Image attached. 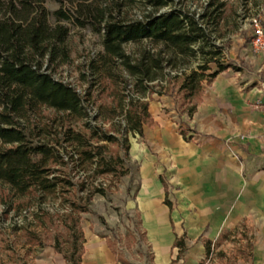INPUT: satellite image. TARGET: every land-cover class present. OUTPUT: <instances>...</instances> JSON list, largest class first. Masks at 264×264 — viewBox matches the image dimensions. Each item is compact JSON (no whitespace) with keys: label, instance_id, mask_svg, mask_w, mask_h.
Listing matches in <instances>:
<instances>
[{"label":"trees","instance_id":"16d2710c","mask_svg":"<svg viewBox=\"0 0 264 264\" xmlns=\"http://www.w3.org/2000/svg\"><path fill=\"white\" fill-rule=\"evenodd\" d=\"M52 1L57 6L48 12L44 0H0L1 212L6 218L12 209L31 207L30 221L9 225L11 239L0 225V252L10 264H26L28 247L43 245L65 264H81L80 214L93 194L115 188L128 172V135L155 122L152 93L171 94L177 114L191 115L216 73L236 69L222 58L226 0H203L198 10L191 0ZM132 6L138 15L129 12ZM66 22L100 35V48L73 65L74 82L54 75L70 60ZM188 130L177 124L183 139ZM158 177L170 208L167 183ZM240 224L214 240L202 237L204 256H226L216 247ZM104 236L117 261L136 264ZM16 242L25 247L21 256ZM172 246L178 258L184 233H174Z\"/></svg>","mask_w":264,"mask_h":264},{"label":"crops","instance_id":"0c3cea01","mask_svg":"<svg viewBox=\"0 0 264 264\" xmlns=\"http://www.w3.org/2000/svg\"><path fill=\"white\" fill-rule=\"evenodd\" d=\"M261 68L262 62L245 75L229 67L216 73L192 114H180L189 139L178 133L174 120L157 119L150 112L154 124L143 126L138 135L148 145L141 140L130 145L139 162L134 207L152 249L149 264H198L204 259L201 238L214 240L222 228L233 227L242 217L252 229V258L236 259V264H264V139L258 136L264 118ZM256 101L258 107L253 106ZM170 106L174 109L172 100ZM159 175L167 183L170 208L163 202ZM82 231L81 264H123L115 259L104 234L87 226ZM174 233H184L185 249L178 258L172 246ZM39 249L33 264H65L50 245ZM207 264H215L214 257Z\"/></svg>","mask_w":264,"mask_h":264},{"label":"rangeland","instance_id":"374dc122","mask_svg":"<svg viewBox=\"0 0 264 264\" xmlns=\"http://www.w3.org/2000/svg\"><path fill=\"white\" fill-rule=\"evenodd\" d=\"M201 1L203 0H191V6L198 10ZM226 4L227 27L222 58L225 62H231L235 65L236 69L229 67V71L240 70V73L243 72L245 75L254 70V67L260 66L262 62L260 54L258 55L250 45L251 28L249 26V17L258 11L262 22H264V0H258L257 6L253 5L252 0H226ZM44 5L48 12L57 6L52 0H44ZM129 12L133 15H138L139 8L132 6ZM52 18V15L49 13L48 20L50 22H52ZM66 24L68 26L67 44L70 48V60L66 64L61 65L58 68V72H55L54 75L74 82L75 71H73V65L100 48V35L99 33L92 32L88 26L78 27L69 22H66ZM190 65H195L194 59L190 60ZM261 70L264 69L261 68ZM172 98L171 94L157 95L153 92L148 101V109L157 119L170 118L172 121H175L176 125L181 124L180 115L170 106ZM253 104L254 107H258L255 102ZM128 140L129 147L134 141L139 140L143 144L148 145L143 136L140 139L138 134H129ZM151 153L155 154V151H151ZM128 155V172L118 179L115 188L106 191L104 194L95 193L91 196L88 203L89 210L80 214V225L81 228L82 226H87L97 234H104L114 240V247L118 253L130 262L149 264V256L152 249L142 232V227L138 222V213L134 207V194L139 183V162L137 159H134L129 148ZM5 190L6 186L0 182V194L5 192ZM17 198L22 199L23 197ZM3 207L4 204L0 201V225L5 233L12 221L19 223L31 220L29 212L31 207L24 208L17 214L12 209L6 218L2 216L1 210ZM241 220H244V217ZM241 220L236 223H242L239 229L231 233L229 239L222 240L218 245V249L227 254L226 257L228 259L225 260L226 257L220 259L214 255L215 264H236L238 262L236 259H243L247 262L251 261L253 250L251 241L252 229ZM242 226L245 228L244 233L246 237L241 235L240 230H242ZM6 235L10 239L13 237L12 233H6ZM245 239L251 243L250 246L244 243ZM220 245L225 246V248L221 249ZM24 250L25 247L20 246L19 242L15 243L17 255L21 256ZM39 250V246L28 247V253L25 255V258L23 257L24 260H27L26 264H33L34 257L38 254ZM240 250L242 253H239ZM0 258L4 264H10L5 250L0 252Z\"/></svg>","mask_w":264,"mask_h":264},{"label":"built area","instance_id":"2783aa9c","mask_svg":"<svg viewBox=\"0 0 264 264\" xmlns=\"http://www.w3.org/2000/svg\"><path fill=\"white\" fill-rule=\"evenodd\" d=\"M249 26L251 28V36H250V45L251 48L261 55L262 58V66L264 69V22L261 20V15L259 12H255L249 17ZM257 105L260 104L259 101L255 102ZM258 136L264 139V118L263 124L258 132ZM213 254H209L208 257H203L201 264H207L212 259ZM214 263V262H213Z\"/></svg>","mask_w":264,"mask_h":264}]
</instances>
